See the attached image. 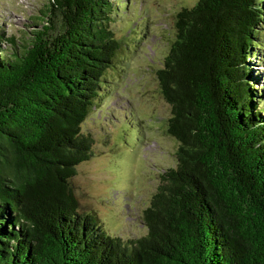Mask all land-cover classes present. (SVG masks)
<instances>
[{
	"label": "trees",
	"instance_id": "trees-1",
	"mask_svg": "<svg viewBox=\"0 0 264 264\" xmlns=\"http://www.w3.org/2000/svg\"><path fill=\"white\" fill-rule=\"evenodd\" d=\"M124 0H46L30 38L0 27V264H264V0H197L157 69L175 166L112 236L74 179L107 89ZM44 22V23H43ZM39 24V25H40ZM259 52L261 54H259Z\"/></svg>",
	"mask_w": 264,
	"mask_h": 264
},
{
	"label": "rangeland",
	"instance_id": "rangeland-1",
	"mask_svg": "<svg viewBox=\"0 0 264 264\" xmlns=\"http://www.w3.org/2000/svg\"><path fill=\"white\" fill-rule=\"evenodd\" d=\"M45 2L0 0V27L22 40L32 37L41 28L32 19ZM196 2L124 0L121 19L117 15L112 24L122 45L106 73L105 94L82 125L94 137L93 156L78 165L74 179L84 209L93 208L112 236L146 233L143 211L160 174L177 163L178 141L167 133L171 110L157 69L175 39L177 12ZM252 63L263 81L264 55Z\"/></svg>",
	"mask_w": 264,
	"mask_h": 264
}]
</instances>
